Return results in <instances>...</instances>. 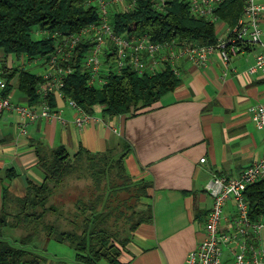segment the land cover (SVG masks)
I'll use <instances>...</instances> for the list:
<instances>
[{"label": "crops", "instance_id": "0c3cea01", "mask_svg": "<svg viewBox=\"0 0 264 264\" xmlns=\"http://www.w3.org/2000/svg\"><path fill=\"white\" fill-rule=\"evenodd\" d=\"M257 1L264 5V0ZM214 25L217 38L230 28L218 18ZM260 27L264 39V15ZM253 54L232 55L226 64L215 52L202 65L180 59L179 84L133 115L104 118L95 108L91 114L97 119L77 126L73 121L76 111L59 102L64 122L40 117L27 122L23 133L16 112L3 109L0 211H8L9 204L23 197L29 182H42L37 144L46 148L63 145L74 153L80 146L101 152L125 141L130 147L124 158L127 173L151 183L147 190L151 220L132 231L118 257L119 264H182L204 233L212 204L205 185L211 175L238 174L264 151V127L256 128L247 113L249 105L264 104V73L248 70ZM30 61L26 56L0 51L6 94L12 103L31 105L18 88V72L9 76ZM33 62L39 63L36 59ZM226 206L230 211L231 202ZM41 257V264L51 263L50 258ZM72 259L76 262L74 253Z\"/></svg>", "mask_w": 264, "mask_h": 264}, {"label": "trees", "instance_id": "16d2710c", "mask_svg": "<svg viewBox=\"0 0 264 264\" xmlns=\"http://www.w3.org/2000/svg\"><path fill=\"white\" fill-rule=\"evenodd\" d=\"M244 0H224L214 10L216 17L233 27L242 12ZM113 11V10H112ZM115 31L146 33L153 41L176 43L215 44L217 34L214 22L190 12L185 0H165L161 9L155 0H135L128 10L113 11L110 15ZM97 19L95 5H85L84 0H0V51L29 60L45 58L53 48L52 32H75ZM46 31L42 38L32 37L33 28ZM85 47L78 46L71 59L75 70L63 86L65 97L73 99L87 113L99 108L104 118L133 115L150 107L161 96L172 91L180 81L169 65L154 74L142 75L133 71L112 72L101 87L87 84V73L80 69V57ZM17 85L28 102H38L36 85L40 73L26 68H16ZM8 87L5 89V93ZM50 102L55 99L50 96ZM129 144L123 141L118 147L101 152H91L79 147L70 153L65 146L46 148L42 143L35 147L38 167L43 179L40 184L29 182L23 197L16 199V209L0 211V233L4 227H31L45 232L56 242L67 243L74 250V259L80 264H95L105 260L119 264L118 257L130 239L132 231L141 223L151 220V204L145 179H133L126 171L124 158ZM91 180L92 198L78 197L74 211L70 212L71 227H60L55 221L45 219L55 207L48 206L53 190L67 177ZM120 191L130 193L134 204L126 205L131 211L125 217L124 233L114 230L110 223L123 204H111ZM249 214L264 216V178L248 185L245 190ZM98 205L99 208H98ZM125 206V205H124ZM12 219V220H10ZM32 239V232L22 236L16 246L0 238V264H41L43 258L33 250L22 247Z\"/></svg>", "mask_w": 264, "mask_h": 264}, {"label": "built area", "instance_id": "2783aa9c", "mask_svg": "<svg viewBox=\"0 0 264 264\" xmlns=\"http://www.w3.org/2000/svg\"><path fill=\"white\" fill-rule=\"evenodd\" d=\"M191 13L204 16L213 22L217 19L214 10L224 0H185ZM135 0H84L85 5H95L97 19L87 23L78 31H55L52 51L41 60L43 70L36 85L39 96L36 105L12 103L5 93L7 80L0 65V112L12 109L18 115L19 131L25 133L27 122L42 118L61 117L59 102L66 103L76 111L74 123L82 126L97 119L87 113L73 99L65 97L63 86L66 77L76 66L71 59L78 46H84L79 67L87 73V84L101 87L112 72L122 70L154 74L164 65H169L179 75L178 61L187 59L202 65L211 53H217L226 64L232 55L253 51L250 72L264 73V39L260 19L264 5L257 0H244L237 23L227 33L217 38L215 44L176 43L153 41L146 33L115 31L111 13L130 9ZM165 0H155L159 9ZM113 10V11H112ZM40 32L46 31L38 29ZM39 60V59H38ZM23 65V63L21 64ZM22 67V66H21ZM18 67V68H21ZM50 96L55 104L50 102ZM254 126L264 127V104L253 103L247 107ZM201 158L200 161H203ZM264 178V151L258 160L252 162L238 174L213 173L205 185L212 198L211 207L204 222L202 238L191 249L182 264H264V216L249 214L245 190L248 185ZM228 201L231 210L224 211Z\"/></svg>", "mask_w": 264, "mask_h": 264}, {"label": "rangeland", "instance_id": "374dc122", "mask_svg": "<svg viewBox=\"0 0 264 264\" xmlns=\"http://www.w3.org/2000/svg\"><path fill=\"white\" fill-rule=\"evenodd\" d=\"M43 36L44 32L38 31L36 27L33 28V38L38 39L42 38ZM11 56L14 55L11 54ZM38 61L40 64L35 63L33 62V60H31V63H25L24 67L33 72H40L43 70V66L41 65V60ZM95 108L99 109L98 107ZM93 191L94 190H92L91 188L90 179L83 177L75 178V176L67 177L63 182H61L54 188L47 205L55 207V211H49L46 214L45 219L49 221H55L57 224H59L60 227H71L69 219L72 216L70 217L69 213L74 211L75 200L78 197H81L84 200L92 198V195L94 193ZM121 201L123 202V204H120L122 205L121 208H119L120 213H117V216L113 215L110 218V223L113 226L114 230H118L120 234H123V228L127 225L126 223H124L125 217L127 215H130L131 213V211L127 209L126 205L134 204V200L130 197V193L126 191H120L118 195L113 198L111 204L112 206L118 205ZM228 203H230V201H228ZM99 206L100 205H98V208ZM15 208L16 203H14L13 205L9 204L7 207L8 211L10 212H14ZM226 209L227 206L224 207V211ZM29 232H32V239L29 242L25 243V245H22V247L33 250L39 255L44 256L45 260L50 258V264H58L59 262L60 264H69V262H71L72 264H78L72 259L74 253L72 247H70L67 243L56 242L53 239L48 238L45 235V232L40 229H33L32 226L29 228L24 226L4 227L1 230L0 238L10 241L16 246H21L18 240ZM262 237L264 241V230L262 232ZM95 264L108 263H106L105 260H101Z\"/></svg>", "mask_w": 264, "mask_h": 264}]
</instances>
